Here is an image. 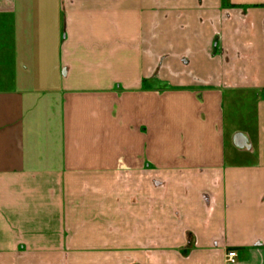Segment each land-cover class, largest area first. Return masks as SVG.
I'll return each instance as SVG.
<instances>
[{"label":"crops","instance_id":"obj_1","mask_svg":"<svg viewBox=\"0 0 264 264\" xmlns=\"http://www.w3.org/2000/svg\"><path fill=\"white\" fill-rule=\"evenodd\" d=\"M264 264V0H0V264Z\"/></svg>","mask_w":264,"mask_h":264},{"label":"built area","instance_id":"obj_2","mask_svg":"<svg viewBox=\"0 0 264 264\" xmlns=\"http://www.w3.org/2000/svg\"><path fill=\"white\" fill-rule=\"evenodd\" d=\"M226 258L227 262L231 264H235L237 262V254L235 251L228 252Z\"/></svg>","mask_w":264,"mask_h":264}]
</instances>
